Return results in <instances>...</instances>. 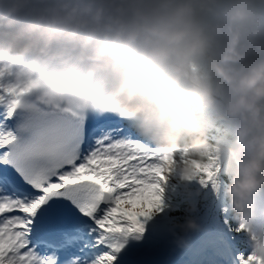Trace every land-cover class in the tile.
I'll return each instance as SVG.
<instances>
[{"label":"clouds","instance_id":"1","mask_svg":"<svg viewBox=\"0 0 264 264\" xmlns=\"http://www.w3.org/2000/svg\"><path fill=\"white\" fill-rule=\"evenodd\" d=\"M0 88L17 110L117 116L167 153L181 250L204 230L193 181L215 156L264 258V0H0Z\"/></svg>","mask_w":264,"mask_h":264},{"label":"snow or ice","instance_id":"2","mask_svg":"<svg viewBox=\"0 0 264 264\" xmlns=\"http://www.w3.org/2000/svg\"><path fill=\"white\" fill-rule=\"evenodd\" d=\"M11 99L0 88V264H129L134 247L171 237L187 196L167 153L117 116L17 110ZM221 167L215 156L197 165L193 264H264L231 219Z\"/></svg>","mask_w":264,"mask_h":264},{"label":"rangeland","instance_id":"3","mask_svg":"<svg viewBox=\"0 0 264 264\" xmlns=\"http://www.w3.org/2000/svg\"><path fill=\"white\" fill-rule=\"evenodd\" d=\"M126 206H127V205H126ZM200 212H201V209H200V207H199L198 216H200ZM157 243H159V241H155V242H153V241L149 240V241H146L145 243H143V244L137 246L136 248H137L138 253H139L140 251H141V252H144V251L147 252L149 247H151V246H153V245H155V244H157ZM159 247H161V246H159ZM159 247H157L155 250H151V251L149 252V253L151 254V258H152V257H156V259L153 260V263H154V264H160V263H161L160 261H157V262H156V260H157V256L164 257V256L166 255L167 251H169V249L167 250V249H162V248H159ZM176 250H177V248L173 249V252H175ZM156 253H157L158 255H157ZM147 260H148V258H147Z\"/></svg>","mask_w":264,"mask_h":264},{"label":"bare ground","instance_id":"4","mask_svg":"<svg viewBox=\"0 0 264 264\" xmlns=\"http://www.w3.org/2000/svg\"><path fill=\"white\" fill-rule=\"evenodd\" d=\"M203 231H204V230H203ZM203 231L200 232L201 235L203 234ZM159 246H161V247H159ZM157 247L162 248V249H166L165 245H163V244L160 243V241H159V243H157V244H155V245L149 247L147 252H146V251L141 252V253L139 254V256H138L139 259H137V260L134 261V262H135L136 264H149L148 261H150V260L153 258V257L151 258V254H150L149 252H150L151 250H155ZM169 247H170V248H173V247H176V246H175L174 244H171ZM196 247H197V245H196V246H193V245L191 244L190 249H194V248H196ZM183 251H185V250H183ZM156 254H157V253H156ZM157 255H158V254H157ZM147 258H148V260H147Z\"/></svg>","mask_w":264,"mask_h":264},{"label":"trees","instance_id":"5","mask_svg":"<svg viewBox=\"0 0 264 264\" xmlns=\"http://www.w3.org/2000/svg\"><path fill=\"white\" fill-rule=\"evenodd\" d=\"M199 207H203V201H201ZM184 213H181V215H183Z\"/></svg>","mask_w":264,"mask_h":264}]
</instances>
